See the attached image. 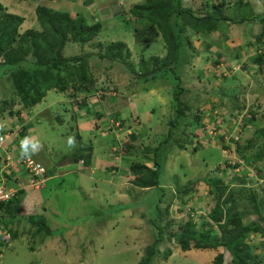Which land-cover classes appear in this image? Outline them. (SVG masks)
<instances>
[{
    "label": "rangeland",
    "instance_id": "374dc122",
    "mask_svg": "<svg viewBox=\"0 0 264 264\" xmlns=\"http://www.w3.org/2000/svg\"><path fill=\"white\" fill-rule=\"evenodd\" d=\"M89 1L90 0H87L86 2ZM105 1L108 5H113V9H116V13H121V7H128L134 3L143 2L144 0H116L115 3H110V0ZM244 1L245 3L240 6V10L242 9L247 14L252 13L251 16L254 12L264 14V0ZM235 2H238V0L231 3ZM214 3L217 4L214 0H182L183 5L198 13L211 11ZM83 12L86 13V11ZM238 12L239 8L231 4L225 9V14L228 17H234L235 14H239ZM111 16H114L113 13ZM111 16L103 17V29L98 37L104 43L125 42L132 53V60L137 70H139L140 66H144L146 60L151 57L159 56L163 59L167 55L166 52H163L162 41L158 40L155 43L146 44L136 43L133 35H131V24L121 20L120 17ZM85 17L89 18L90 21V18L95 19L96 22L98 21L97 18H99L96 10L92 11L90 14L88 11ZM219 25L221 27H226L223 30L224 35L222 32H218L216 34L213 33L209 39H204L208 41L205 46L207 49L205 48L202 50L200 49L204 46L206 41L201 42L202 40L196 39L194 44L196 48H198V52L191 55L187 65L184 63V65L178 69L169 72L168 76L166 75L167 78H170L167 84L172 88L170 95L173 97V99H171L173 102H171V107L175 106V96L179 90H182V87H186L187 89L183 94L178 95L183 101V104L197 103L198 100L202 102L212 100L211 102H213L216 98V102L214 101V103L217 108L213 111L216 115L213 118H215V124H221L219 128H225V125L228 124L230 126H238L242 130L240 133L243 134L244 144L246 139L248 140L251 137L258 141L256 143L263 144L264 137L262 133L257 132L255 128L244 127L246 122L251 120V111H254L257 115L255 124L259 126V128L262 126L264 128V70L259 75H256L255 79L251 76L256 70L258 71V66L252 63V58L257 52L252 50L254 44L251 42L254 40L256 41V35H261L263 33L264 23L249 22L240 26L220 23ZM39 27V22L32 26L33 29H39ZM26 28H28V26ZM232 40H238L240 42L239 52L241 54L244 52V61H238L233 57H229L227 60L230 61L232 68L231 70L225 71L222 68L224 65L222 62L225 61V57H228L227 55H232L234 51H236L235 49L227 50L226 42L231 46L229 42ZM234 43H236V41ZM246 46L248 49H245ZM69 50L71 52L68 53L69 56L76 54L85 55L86 53L89 54L96 51V49L88 45L84 46V48L76 45ZM0 61H3V59L0 58ZM245 64L248 65L250 69H244ZM183 66L185 67L182 69ZM2 70L3 69L0 68V103L16 97L12 81L7 77H2ZM176 76L177 79H175ZM109 77L110 79H107L104 75L100 77V80L105 79L107 84L104 89L101 88L94 92L93 96H97V99L100 96H109L108 94H120L121 90L124 91L125 88L129 86L128 84L131 83V76L128 72H121L119 69H112ZM258 79H262L263 81ZM110 80H112L113 83H110ZM164 80L165 79H158L152 81V86H162L165 84ZM179 80H182V83ZM144 89L145 88L139 91L138 96L149 93V90ZM128 90V93H126L128 95L125 96H130L133 93L129 88ZM198 93H202V95H198ZM55 97L56 92H51L45 99L48 101V98L54 99ZM46 101L44 100L40 103L42 105L39 109L43 108V105H45L44 102ZM233 105L235 109L232 107ZM153 106L156 111L155 118L157 120L162 116L164 106L157 100L153 102ZM203 108H205L204 110L211 109L207 103ZM56 109L62 111L64 109V104L55 106L54 111ZM143 109H147V107L145 106ZM192 109L193 111L190 110L187 117L183 114L177 116L175 114V109L169 110V114L166 115L165 118H167V121L171 124L168 127L171 130L170 134L165 133L164 129H159L167 128L166 125L159 126L155 123L152 133H154L153 140L156 142L153 143L146 140L144 143V147H147L148 144L151 145L153 149L159 147L160 188L150 191L135 189L131 194H129L130 191H128L127 193L123 192L124 195H121L119 192L114 193V186L108 183H100V189L97 191L93 190L91 180H88L86 177L80 178L76 173L71 172V174L67 175L65 178L51 180L47 188L42 192L39 190H28L19 201L20 214L31 218V222L42 223L44 221L49 227H52L54 236L46 238L45 240H52L49 244L52 245L54 249L39 248L38 243L35 246V250L31 251L28 249L29 247L27 245H23L25 241L21 242L22 240L20 241L19 237L17 240V242H19L17 245V252L12 254L11 251H8L6 253L7 255L4 254L6 257L3 259L2 264H31L33 262L36 264H138L142 250L153 240V222L156 221V223L160 225L163 224V219L165 218H162V213L165 212L168 204H171V209L173 211L179 202L178 200H173L181 196L180 193L176 191L177 185H182L181 187H184L187 184H192V186L195 184L194 190L198 191V185L202 183L205 184L203 180H208V178L217 176L223 177L225 181L230 183L231 188L236 190L242 185L239 179H244L246 181V187L255 189L259 194V200L264 208V179H262L264 178V163H257V166H259L263 173L259 172L256 168H250L251 166L247 164V162L237 163L235 166L240 169V171L237 172L236 169H232L224 164L226 161H228L229 164L230 159L243 162L242 158L235 152H227L224 154L221 149L212 145L213 143L205 140H203V144L199 143L198 148L195 149L194 145L196 146V144L192 143V132L195 131V129L199 130L201 126L194 117L196 109ZM44 111L45 109L42 111L43 114L41 118L48 121L49 117L52 116V113H50L52 109H49L50 112ZM16 119V117H11L6 113L3 118L0 119V127L7 124V121H15ZM139 119L141 118L139 117ZM17 121L23 124L21 119H17ZM206 124L205 128H210L208 133L211 131L216 133L210 123L206 122ZM62 126L63 125L59 124L57 121L52 120L50 123L43 122L41 125L36 123L35 128H31L32 130H36V133H33L32 136L36 134L37 137L40 136V139L43 138L47 141H52L54 152L50 157L56 164L63 162L65 156H70L76 150L88 146V144L85 143L79 145L76 137L72 135L68 126ZM230 129L233 130L234 128ZM109 135L113 140L115 139L114 135L110 133ZM166 137H168V140H165ZM70 138L73 140L71 145L69 144ZM136 145H138V143ZM126 152L127 151L122 155L125 156ZM98 154L109 159L107 157V149L104 154ZM115 155L116 160L118 159L116 157L121 154L115 152ZM133 155L134 151L131 148L126 156L133 158ZM138 161L140 160L138 159ZM220 165L224 167V170H221ZM127 167V170H130L129 165H127ZM247 167L250 168V171H248L249 169H247ZM116 168L119 170L118 166H116ZM217 168H220L218 172H216ZM242 170L244 171L242 172ZM59 171L63 174L66 172L62 169H59ZM97 172L100 173V171ZM234 173H236V175ZM55 174L56 170L54 171V175ZM225 174L227 176H225ZM103 176L109 178L111 184H113V182L116 183V180L112 179L110 176L105 174H103ZM80 179L84 180L85 183L82 189L79 188V183H82V181L79 182ZM206 185L208 188L207 192H209L210 187L208 184ZM169 186L171 187L169 188ZM171 190L176 191L173 199L170 198L172 196ZM205 190L206 189H203V193ZM212 199L213 197L211 196V200ZM169 201L171 202L169 203ZM211 204H213V201H211ZM244 204L242 206H244ZM246 204L252 211L255 210L254 204ZM195 209L192 202V206L189 210ZM157 214L159 215L157 216ZM184 215L186 218L189 217V214ZM192 219L198 226L201 225L204 220V218L200 217V214L196 212L193 214ZM250 219L254 221L257 217L250 215L247 221ZM31 222L28 224L33 226ZM28 230L29 228L25 227L23 231L20 232V236L25 238L26 234L23 232H27ZM39 237L44 236L37 234L35 238L38 240ZM256 239L257 241L262 240L260 237ZM29 242L31 245L33 239L31 238ZM168 247L171 248L173 245H168V243H166L161 248L162 254ZM205 252H210L214 260L218 254L224 252V249L205 250ZM225 255V264H230L231 256L229 253H225ZM175 262L180 264L179 260ZM189 263L192 262L189 260L187 264ZM158 264H164V262L160 261Z\"/></svg>",
    "mask_w": 264,
    "mask_h": 264
},
{
    "label": "trees",
    "instance_id": "16d2710c",
    "mask_svg": "<svg viewBox=\"0 0 264 264\" xmlns=\"http://www.w3.org/2000/svg\"><path fill=\"white\" fill-rule=\"evenodd\" d=\"M46 1L54 0L38 3L36 12L40 24L39 29H31L24 33L20 32L23 18L7 13L6 8L0 3V58L3 59L0 61V68L3 69L1 75L12 81L16 95L15 98L8 99L9 102L7 100L0 103V119L6 113L11 117H21L22 114H25L26 118L31 117L33 108L44 100L48 91L53 89L66 93L70 98L76 100V103L81 104V99L84 103H88L89 93L105 88L107 82L105 79L100 80V77L104 75L110 79L112 69L128 72L131 76V83L126 88H129L131 92L138 93L143 88L149 90L150 87H153L152 81L165 79L169 82L170 78H167L169 72L178 69L184 63L188 64L191 55L198 52V48L194 44L196 39L206 41L204 39H209L213 33L218 32H222L224 35L223 30L226 27H221L220 23L238 26L249 22L264 23V14L254 12L251 16L252 13L247 14L242 9L240 10V6L245 3L244 0H238L235 3L227 0H214L217 4L214 3L211 11L206 13L194 12L191 8L183 5L182 0H144L128 6L129 8L121 7V13H116L113 5L107 4L108 9H110L109 14L108 11L106 12L107 16H111L113 13L114 16L112 17H120L121 20L131 24V35H133L136 43H155L161 40L164 45L167 55L163 59L159 56H153L137 70L132 60V53L125 42L104 43L100 40L98 36L102 32V24H89L82 15L72 16L68 12L56 10L46 4ZM115 1L112 0L110 3H115ZM229 4L239 8V14L228 17L225 14V9ZM235 41L236 43H234ZM229 43L231 46L227 50L235 49L236 51L227 56L238 61H244V52L242 54L239 52L240 42L232 40ZM251 43L254 44V48L251 47L252 50L257 52L252 58V63L258 66V71L256 70L254 74H251L255 79L256 75L264 70V31L261 35H256V41ZM76 45L81 48L88 45L96 51L85 55L69 56L68 53H71L69 49ZM245 49H248L247 46ZM222 63L224 64H222V68L225 71L231 70L230 61L225 59ZM244 69L248 70L250 67L245 64ZM258 80L263 81L264 79ZM179 81L182 83V80ZM110 83L113 81L110 80ZM181 89L178 93L176 92L175 106L172 107L175 109V114L177 116L183 114L187 117L188 112L193 111L192 108H194L196 109L194 117L200 126L204 127L205 124L201 122L202 112L199 107L204 102L198 100L197 103L183 104L178 95L183 94L187 89L186 87ZM98 98L103 99L105 96ZM232 107L235 109L234 105ZM251 112L252 117L248 122L255 125L256 112ZM20 119L25 122L24 118ZM119 119L114 118L113 121ZM28 128L27 126L24 128V132L19 138L20 141L28 139L29 136L26 133ZM255 129L264 137L263 127ZM192 134L194 135V133ZM113 135L115 137V134ZM130 138L132 140L126 145V155L131 148L134 149L139 146L136 144L139 143L140 137L132 134ZM112 142L117 144L116 137ZM256 142L258 141L252 137L245 144L242 141L239 142L236 153L251 168H256L262 172L257 163H264V142L263 144ZM194 148L197 149L198 146ZM13 151L14 145H11L9 153L12 157L23 158L26 156L14 155ZM76 152L79 154L72 156V158L74 157L76 162L83 160L84 167L90 168L92 165V148L85 147V149L81 148ZM109 152L113 155L111 147ZM150 152L155 153L151 162L147 161ZM0 156L2 160L4 156L2 154ZM158 156L159 147L156 149L148 148L146 153L144 152V157H137L130 163L129 169L135 176L134 184L136 186L144 189L151 188L152 190L161 187ZM29 157L39 162L32 155ZM2 165L3 160L0 165V172ZM116 166L109 169L113 175L118 174L115 170ZM219 170L220 168H217L216 172ZM25 177L27 176L24 170L18 167L10 174L9 183L11 186L18 187L13 182L19 179L25 181ZM239 181L242 185L236 190L231 188L230 183L225 181L223 177L217 176L206 180L210 187L209 194L213 197L215 204L211 205L206 215L207 218L199 226L190 217L184 220L175 219L173 217L174 211L171 212L170 210L171 204H168L165 212L162 213V218H165L163 224L160 225L153 220V240L142 250L138 264H158L160 261L168 260L172 254V247L165 249L163 254L161 250L166 243L172 244L173 247L176 246L183 252L224 249V252L215 257L212 264H225V253H229L231 256L230 264H264L263 204L255 189L247 188L244 179H239ZM194 185L187 184L184 187L177 185L176 191L181 196L173 200L179 201L177 205L180 206V211H184V208L193 200ZM26 193V189L19 190L17 196L11 201L0 203V229H5L10 234V239L7 240L0 237V253L2 255L0 264H2L8 251L17 252L18 250L15 242L20 235L11 225L16 220L31 222V218L20 215L19 201ZM246 203L254 204L255 210L252 211L248 208ZM243 204L244 206H242ZM250 215L256 216L257 219L247 221ZM31 223L33 224L31 227L35 229L31 232L32 235L41 234L44 237L43 244L33 242L28 246V249L34 251L37 244L39 248H50V240L46 241L45 239L54 236L52 227H49L44 221ZM259 237L262 240L257 241L256 238Z\"/></svg>",
    "mask_w": 264,
    "mask_h": 264
},
{
    "label": "crops",
    "instance_id": "0c3cea01",
    "mask_svg": "<svg viewBox=\"0 0 264 264\" xmlns=\"http://www.w3.org/2000/svg\"><path fill=\"white\" fill-rule=\"evenodd\" d=\"M97 1L96 0L93 2H90V1L86 2V0H74V1H62V2L46 1V4H48L51 8H54L56 10H59L62 12H68L72 16L82 15L83 17H85L88 11L90 14L92 13V11L96 10L99 16V18H97L98 19L97 22L95 19H92V18H90L91 21L89 20V18L85 17V19L88 21L89 24L100 23L103 25V22H102L104 19L103 17H106L109 14L110 9H108V6L105 0H97ZM37 2L38 1L36 0H0V3L6 8L7 13L15 14L23 18V23L20 26L21 33H24L28 30L33 29L32 26H34L35 23L38 22V17H37V12H36V9L38 6ZM110 2H112V0ZM83 11H86V13H84ZM27 26L28 28H26ZM207 43L208 41L204 43V46L200 50L205 49L206 48L205 46L207 45ZM226 45H227V48H229V44H227V42H226ZM163 52H166V50L164 49V45H163ZM229 57L230 56L225 57L226 60ZM164 83L165 84H163L162 86L150 87L151 89L149 88V93H147L146 95H141V96H138L139 92L132 93L130 96H125V95H128L126 94L129 91L127 88H125L124 91L121 90L120 94H108L109 96H105V98L103 99H99V98L97 99L96 98L97 96H93L92 94H94V92H92L91 94L90 93L88 94L89 102L84 103V101H82L81 99L80 100L81 102L79 101L81 104L76 103V100H74L73 98H70L69 95H67L66 93L59 92L56 89L48 91L45 98H47L51 92H56V97L54 99L48 98V101H46V99L44 98L46 102H44L45 105H43V108L39 109V107L42 104H38L37 106H35L32 110L31 117L25 119V122H23V127L25 124L27 128H28V125L31 123L29 125V128L26 130V133L29 136L28 140L30 142L37 143L39 145V148L35 152H32L31 148L29 147L28 155L29 156L32 155L35 159H37L45 167H47L48 172H49V180L47 182V185L51 180H54L56 178H65L67 175L73 172V173H76L80 178L86 177L88 180H91L93 190H97V191H99L100 189V183L102 184L108 183L109 185L114 186V189H115L114 193L119 192V194L121 195H124L123 192L127 193L128 191H130L129 194H131L135 189L147 190V191L152 190L151 188L144 189L142 187L136 186L134 184L135 176L132 174L130 170H127L128 168L127 165L130 166V163L137 157L139 158L144 157V152L146 153V149L152 148V146L149 144L147 145V147H144V143L146 140H149L150 142H153V143L156 142L155 140H153L154 133H152L155 123H157L159 126L166 125L167 128H159V129H164L165 133L170 134L171 130L168 127L171 124H169V122L167 121V118L165 117L166 115L169 114L168 111L173 109L171 107L172 106L171 102H173L171 99H173V97L172 95H170L172 88L170 85L167 84L168 81L164 80ZM198 95H202V93H198ZM215 99L213 100V102H211L212 100H209V101H206L200 104V110L202 112L201 122L203 124L205 123V125L204 127H201L199 130L195 129V131L192 132L194 133V135L192 134V137H193L192 143L196 139L195 142L197 144V139L202 138L205 141L213 143L212 145H214L216 148L221 149L223 153L225 154L224 150H229L233 148L232 142L227 141L225 139L226 137H229L230 135H233V134L234 135L239 134L240 137H242L241 138L242 143L244 142V139H243V134L240 133L242 130L238 126H235V125L230 126L228 124V125H225V128H219L221 124H215V118H213L216 115V113L213 111L215 108H217L216 104L214 103ZM156 100L164 106V110L162 112L163 117L161 116L157 120L155 118L156 111L153 106V102ZM206 103L209 104V107L211 109L204 110L205 108L203 107H205ZM61 104H64V109L62 111L58 109L54 111L55 106L61 105ZM145 106L147 107V109H143ZM44 109H45L44 112H48L49 109H52L51 112L49 111L50 113H52V116L49 117L48 121H45L41 118L43 114L42 111ZM139 117L141 119H139ZM113 118H120L119 119L120 121L125 122V124L129 126V128H132V131H136L138 133L137 136L140 137V140L138 143L139 146H136L133 149L134 151L133 158L124 156L120 159L115 160V157L110 152H108L111 147L110 145L112 144V141H113V139L109 135V129H110L111 121ZM135 119L139 121V124L136 126L134 123ZM52 120H55L59 124L63 125L62 127L68 126V128L72 132V135L76 137L79 145H83L85 143V144H88L87 148H92V153H91L92 165L90 168L80 166L79 162H76L74 157L72 158V156H76L77 154H79V152H76L77 150L73 152L70 156L68 155L65 156L63 162L58 163V164L54 163V161L50 157L51 155H53V152H54L52 141L50 140L47 141L46 139H43V138L40 139L39 138L40 136L37 137L36 134L32 136L33 133H36V130L35 129L32 130L31 128H35L36 123L38 125H41L43 122L50 123L52 122ZM7 122L8 123L3 126L4 128L7 126V128L10 129L15 126L13 120L7 121ZM206 122L210 123V125L213 126V129L216 131L215 134H213V131L208 133L210 131V128H205V126L207 125ZM257 127L259 126H257L256 124L254 125L253 123L250 124L249 122H246V126L244 128H257ZM230 128H234V129L232 130ZM202 130H203V133H202ZM165 140H168V137H166ZM22 142L23 141H20L19 139H14V141L10 144V146L14 145V151H13L14 155L22 154ZM106 149H107V157L109 159L105 158V156H100L98 154V153L104 154ZM148 156L149 157L147 161L151 162V160L155 157V153L150 152L148 153ZM1 163H2V160L0 156V165ZM118 163H121V164H118ZM117 164H118V168L120 171L117 168L115 170H117V172L120 174L124 173L123 175H120V174L111 175L112 173L109 172V169L114 168ZM250 168L247 167V169H249L248 171H250ZM59 169H62L66 172L63 174L59 171ZM55 170H56V174L54 175ZM244 170H242V172ZM97 171H100V173H98ZM103 174L110 176L112 179L116 180V183L113 182V184H111V182L109 181V178L104 177ZM81 181L82 183H79L80 189L84 188V184H85L84 180L80 179L79 182ZM47 185L44 189L39 190V191L41 192L44 191L47 188ZM179 186H182V185H179ZM170 187L171 186H169V188ZM203 189H206L204 193H203ZM35 191H38V190H35ZM171 191H172V196L170 198L173 199V196L174 194H176V191L174 190H171ZM207 191H208V188H207L206 183L205 184L202 183L198 185V191L194 190V195H193L194 198H192L194 207L202 212L208 211L211 205V196L208 195ZM170 202L171 201H169V203ZM40 203H44V202H40ZM177 207H180V206L177 205L176 208ZM171 212H172V209H171ZM21 216L23 217L24 215H21ZM11 227H13V229L16 230L19 233V235H20V232L23 231L25 227L29 228L27 232L26 231L23 232L24 234H26L25 238L23 236H20V241L21 240H22L21 242L25 241V244L23 245L29 246L30 245L29 240L31 238L33 239L34 243L38 242L40 244H43V241H42L43 237H39V239L37 240V238H35L36 236H33L31 233L35 229H33V227H31V225L28 224L27 222H20L19 220H16L15 223L11 225ZM50 241L52 242V240ZM18 243L19 242H15V245L17 246ZM50 249H54L52 245L50 246ZM15 253L16 251L12 252V254H15ZM176 260H179L180 264H187L189 260L192 262L189 264H212L214 261L212 258V254H210V252H205V251L183 252L179 248L178 249L174 248V251L172 252L170 258L166 260L164 264H178L175 262Z\"/></svg>",
    "mask_w": 264,
    "mask_h": 264
},
{
    "label": "built area",
    "instance_id": "2783aa9c",
    "mask_svg": "<svg viewBox=\"0 0 264 264\" xmlns=\"http://www.w3.org/2000/svg\"><path fill=\"white\" fill-rule=\"evenodd\" d=\"M72 1V0H68ZM229 2H234L235 0H227ZM17 119L24 118L27 119L25 114H22L21 117H16ZM17 119L14 121L15 126L13 128H7V126L0 127V154L4 156L3 165L0 172V203L9 202L14 197L17 196L19 190H42L46 187L49 180V172L47 168L36 162L33 158L29 156L14 158L9 153L10 144L14 139L18 138L21 132L23 131V124L19 123ZM135 126L139 124V121L135 119ZM112 128L111 131L115 134L117 144H113L112 152H118L124 154L127 151V143L132 134H136V131H132V128H127L120 120H115L111 122ZM215 134V133H214ZM227 141H231L233 148L235 150L237 143L241 140L240 135H230L225 138ZM203 144L204 141L202 138L197 139V145ZM231 159L229 164L232 167H236L237 163H244ZM5 162V163H4ZM22 168L26 173V176L23 181L22 179L16 180L13 183L18 187L11 186L9 176L12 171L16 168ZM241 168V167H240ZM236 171L239 172L240 169L237 167ZM0 237H3L4 240L10 239V234L5 229H0ZM0 253V257H1Z\"/></svg>",
    "mask_w": 264,
    "mask_h": 264
},
{
    "label": "clouds",
    "instance_id": "9594fccd",
    "mask_svg": "<svg viewBox=\"0 0 264 264\" xmlns=\"http://www.w3.org/2000/svg\"><path fill=\"white\" fill-rule=\"evenodd\" d=\"M36 1H38L37 3H39V2H45V0H36ZM54 1H68V0H54ZM112 120H114V118L112 119ZM24 122V121H23ZM112 122V121H111ZM124 125H126L125 124V122H123V121H121ZM127 126V125H126ZM2 127V126H1ZM24 127H26V125L24 124ZM24 127H23V131L21 132V134L24 132ZM111 128H112V125H110V129H109V133H112V135H113V132L111 131ZM127 128H129V126H127ZM21 134L19 135V138H20V136H21ZM213 134H214V132H213ZM138 135V133L136 132V136ZM131 137V136H130ZM19 138H16V139H19ZM197 138H199V137H197ZM240 139H241V137H240ZM132 139L131 138H129V141L128 142H130ZM196 140V139H195ZM195 140H194V142L193 143H195L196 144V142H195ZM239 142H241V140L239 141ZM238 142V143H239ZM73 143V140L70 138L69 139V144L71 145ZM238 143H237V145H238ZM237 145H236V147H237ZM111 146V148H112V146H113V143L110 145ZM196 146H199V145H197L196 144ZM29 147L31 148V151L32 152H35L38 148H39V145L37 144V143H34V142H30L28 139H25V140H23V142H22V155H28V153H29ZM194 147H195V145H194ZM224 152H225V154L228 152V153H233V152H235L236 153V148H235V150H232V148L231 149H229V150H224ZM237 154V153H236ZM113 155H114V157L116 156L115 155V153H113ZM126 156V155H125ZM122 157H124L122 154L120 155V156H117L116 158H118V159H120V158H122ZM3 160V159H2ZM231 160V159H230ZM229 160V161H230ZM235 160V159H234ZM238 161V160H237ZM242 161H244L243 159H242ZM245 162V161H244ZM79 164L82 166V167H84L85 166V163H84V161L83 160H81V161H79ZM225 165H227L228 167H230V168H232V169H236L237 167H232V165H230V164H228V161H226L225 163H224ZM220 166H222V165H220ZM47 168V167H46ZM220 168H222L223 170H224V167H220ZM48 170V169H47ZM235 175H236V173H234ZM225 176H227L226 174H225ZM206 184H208L207 182H206V180H203ZM208 193V195L210 196V194H209V192H207ZM211 201H213V199L211 200ZM213 204H215L214 203V201H213ZM213 204H211V205H213ZM211 205H210V208H211ZM191 206H192V201L191 202H189V205L187 206V207H185L184 208V211H180L179 209H180V207H177L176 209H174L173 211V217L175 218V219H177V220H184L186 217H185V215L184 214H189V217H190V219L191 220H193L192 219V216H193V214L196 212V213H199L200 214V217H202V218H207V212L210 210V208H209V210L208 211H206V212H202V211H199L198 209H195V210H189V208H191ZM189 217H188V219H189ZM184 223V222H183ZM183 223H181V224H183ZM180 224V225H181ZM179 225V226H180ZM179 226H177V227H179ZM215 228H217L216 226H214ZM176 247V246H175ZM175 247H172V252L174 251V248ZM163 262H165V261H163Z\"/></svg>",
    "mask_w": 264,
    "mask_h": 264
}]
</instances>
